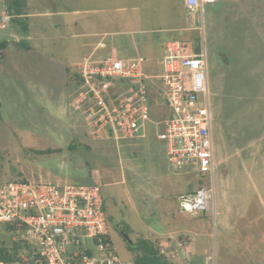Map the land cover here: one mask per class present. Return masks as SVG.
I'll use <instances>...</instances> for the list:
<instances>
[{"label":"rangeland","instance_id":"rangeland-1","mask_svg":"<svg viewBox=\"0 0 264 264\" xmlns=\"http://www.w3.org/2000/svg\"><path fill=\"white\" fill-rule=\"evenodd\" d=\"M15 1L0 0V14L8 15L0 17V42L13 44L11 30L16 29L24 43L21 51L33 44L23 35L36 26L50 33L45 40L50 46L24 53L25 59L7 48L0 56V184L98 183L115 253L127 263L134 259L131 243L152 232L150 221L154 229L168 231L165 243H159L167 255L189 243V260L183 257L186 249L174 258L165 256L174 264H264V0H219L204 6L202 15L188 14L183 0H19V12L35 8L47 14L23 15L19 22L12 16ZM81 9L108 12L81 14ZM174 26L186 30L159 31ZM92 28L114 30L124 39L153 30L145 36L182 41L189 54L204 47L212 178L174 170L157 144L147 151L152 132L117 142L94 138L84 120L85 105H72L80 84L64 72L66 66L76 72L70 66L80 63L87 54L82 46L93 40L77 34ZM143 71L158 73V60L148 57ZM152 100L150 116L158 119L162 112L155 91ZM49 148L58 151L39 153ZM210 186L214 201L206 215L179 211L178 195ZM134 202L145 203L148 219L141 218ZM125 226L129 240L121 232ZM12 242L18 241L0 224V245L10 250ZM83 242L94 251L91 239Z\"/></svg>","mask_w":264,"mask_h":264},{"label":"built area","instance_id":"built-area-1","mask_svg":"<svg viewBox=\"0 0 264 264\" xmlns=\"http://www.w3.org/2000/svg\"><path fill=\"white\" fill-rule=\"evenodd\" d=\"M216 1L184 0V7L188 14L201 13L205 5ZM185 48L180 41H168L160 71L155 74L143 71L145 60L141 56L123 61L88 55L76 67L80 90L72 104L85 105L84 120L95 139H137L150 124L174 170L211 176L212 113L206 53L204 47L192 54ZM115 79L136 80L137 84L129 93L113 97L109 85ZM154 91L162 112L158 119L150 116ZM213 201L211 187H199L177 197L179 211L192 214L207 212ZM0 224L9 228L12 240L25 244L16 260H0V264H138L124 262L115 253L96 182L62 186L26 181L0 184ZM84 239L92 240L94 251ZM158 250L164 256L176 257L174 251L167 255L161 247Z\"/></svg>","mask_w":264,"mask_h":264},{"label":"crops","instance_id":"crops-1","mask_svg":"<svg viewBox=\"0 0 264 264\" xmlns=\"http://www.w3.org/2000/svg\"><path fill=\"white\" fill-rule=\"evenodd\" d=\"M219 1V0H217ZM216 1V2H217ZM221 1V0H220ZM224 1V0H223ZM16 3V8H14L13 11V18L15 21L19 22V19L23 16V15H29L32 18H36V17H45L47 14L43 13V12H39L38 10H36L35 8H28L29 9V13L27 14H23V12H19V9L22 8V5L20 3L19 0L15 1ZM25 4V2H24ZM208 5V4H207ZM26 6V4H25ZM206 6V5H205ZM29 7V6H28ZM182 7L183 9H185L184 7V0L182 1ZM9 10V7H4V11ZM88 11H90V13L96 12V13H103V12H108V10H101V9H81L78 12H80L81 14H89ZM186 11V9H185ZM28 12V11H27ZM187 12V11H186ZM203 9L201 11L202 15ZM6 16L5 13H1L0 17ZM8 17V15H7ZM202 19V17H201ZM36 28V29H34ZM199 27H195V30H198ZM185 31L186 27H178V26H174L173 28H167V29H159V31L162 32H169V31ZM12 41L13 44H10L7 46V51L9 52L10 55L12 56H20L23 59L26 58V55L24 53H30V52H34L35 50L38 51H43L45 50L47 47L50 46V43H47L45 40L49 37L48 35L50 34L47 30H42V28H38L36 26L31 27V29L27 30L26 34L23 35L27 41H32L33 44H31L30 46H26L23 49H27L25 50H21L19 51V47H24V43L22 42V38H20L21 34L18 33V30L16 29H12ZM139 34L136 37H131V38H118L120 36L119 32H115L114 30L111 29H103V30H94V28H92L91 30H81L77 36L79 38H90L92 40V43L89 45H86V47H83L85 50L84 53L87 54H82V58L91 55L93 58L96 59H101L104 58L106 56H112L115 57L117 59H121L123 61H127V60H133L134 58L137 57H143L144 58V63L146 62V60L148 59H152L155 58L158 60V63L160 62V59L163 55L164 52V48H165V44L168 41H172V40H176L174 38H167L165 41H157L155 40V37L153 35L150 36H145L147 34H151V32H153V30H140L138 31ZM41 33V34H40ZM179 41V40H177ZM182 42V41H180ZM183 43V42H182ZM77 48V46L74 47V49ZM80 48V47H78ZM143 51H145L148 54L147 56L142 55ZM78 64H74L71 65L70 67H74L76 69ZM64 72L67 73V78L70 80H73L76 83L77 79V75L76 72H74V74L72 72H70L69 68L66 66L64 68ZM76 79V80H75ZM73 105V104H72ZM212 129V128H211ZM151 132L153 133V135L155 136L156 131L152 128V126L150 124L147 125L145 133L141 136H146L151 134ZM212 132V131H211ZM140 136V137H141ZM149 142V143H148ZM145 145L147 146V151H152L153 150V146H155V144H157L159 146L160 151L163 153L164 157H165V148L164 145L161 141H159L156 136L154 139H150V141H148ZM145 145L143 147H145ZM214 146V140H213V133H212V148ZM142 147V149H143ZM134 150H138L137 148ZM131 153V152H130ZM133 153V151H132ZM166 158V157H165ZM214 167H215V162H214V148H213V172L211 176L208 177H213V173H214ZM33 183H40V182H33ZM42 183V182H41ZM49 184H55V185H65L64 183L59 184V183H50ZM211 187V186H210ZM212 188V187H211ZM213 189V188H212ZM192 192V191H191ZM133 193L138 195V190L137 189H133ZM188 193V192H186ZM214 193V191H213ZM137 197V196H136ZM136 197L134 198V200H136ZM143 201V200H142ZM135 207H137V212L139 211V215L141 216V218H145L148 219V217H146L147 214V206L145 205V203L142 204H138L137 202H134ZM199 213V214H198ZM197 214V215H195ZM191 216L194 217L195 216H204L206 215L205 212H197V213H190ZM152 218V217H151ZM150 223V221H149ZM147 225V228H149L150 231H152L151 233H154L157 238L156 240H154L157 243L158 249L160 248L159 243L162 242L163 244L165 243V237L169 234L167 230H161V228L158 230L154 229V226L152 227L151 225ZM165 229V228H164ZM161 231V232H160ZM148 233L147 237L143 236V238L145 239H150L148 238L149 234ZM152 240V239H150ZM153 241V240H152ZM167 242V241H166ZM189 244V243H188ZM184 245L183 247H177L175 248V252L177 253V256H179V254H181L182 252H184V250L186 249L187 252L183 254V257L186 258L187 260H189L190 255L188 252V249L190 248V246ZM180 245V244H179ZM189 255V256H188ZM172 263V262H170ZM174 264V263H172Z\"/></svg>","mask_w":264,"mask_h":264},{"label":"trees","instance_id":"trees-1","mask_svg":"<svg viewBox=\"0 0 264 264\" xmlns=\"http://www.w3.org/2000/svg\"><path fill=\"white\" fill-rule=\"evenodd\" d=\"M7 48L6 42H0V56L3 55L4 50ZM137 84L136 80L131 79H115L110 82L109 89L113 94V97H117L119 95L127 94L131 90L135 88ZM119 91V92H117ZM71 146L69 145V148ZM58 149H44L39 151L40 154H49L53 152H57ZM6 229L7 226L5 225ZM125 229V230H124ZM130 229L128 226L125 228L122 227V234L126 235ZM130 250L135 253L134 259L138 264H172L167 258L159 253L158 246L156 242L151 241L150 239H145L143 237L138 238L134 243H131ZM12 248L8 250V248H4L0 245V260L5 263L12 262L16 260L20 251H23L25 248V244L21 242H12Z\"/></svg>","mask_w":264,"mask_h":264},{"label":"water","instance_id":"water-1","mask_svg":"<svg viewBox=\"0 0 264 264\" xmlns=\"http://www.w3.org/2000/svg\"><path fill=\"white\" fill-rule=\"evenodd\" d=\"M123 237H124L125 239L129 240L128 237H127V235H124Z\"/></svg>","mask_w":264,"mask_h":264},{"label":"flooded vegetation","instance_id":"flooded-vegetation-1","mask_svg":"<svg viewBox=\"0 0 264 264\" xmlns=\"http://www.w3.org/2000/svg\"><path fill=\"white\" fill-rule=\"evenodd\" d=\"M123 235V234H122ZM124 236V235H123Z\"/></svg>","mask_w":264,"mask_h":264}]
</instances>
